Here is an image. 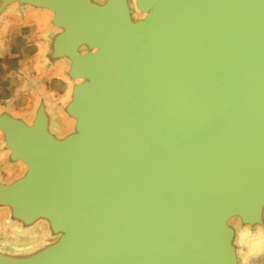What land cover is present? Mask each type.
<instances>
[{"label":"water","instance_id":"obj_1","mask_svg":"<svg viewBox=\"0 0 264 264\" xmlns=\"http://www.w3.org/2000/svg\"><path fill=\"white\" fill-rule=\"evenodd\" d=\"M28 10L70 88L0 114V264H264V0Z\"/></svg>","mask_w":264,"mask_h":264},{"label":"flooded vegetation","instance_id":"obj_2","mask_svg":"<svg viewBox=\"0 0 264 264\" xmlns=\"http://www.w3.org/2000/svg\"><path fill=\"white\" fill-rule=\"evenodd\" d=\"M29 11L18 12L19 15L16 14L7 19V22L10 21L13 25L10 30L13 32L6 59L0 57V114L3 115L10 113L19 116L21 114L26 115L31 109L33 100H37L38 95L46 99V94L47 97L48 94H54L51 89L53 83H60L66 87L65 81L54 74L55 70H52L54 66H51L46 55L48 49V43H46L48 35L46 33L49 30L47 29L49 22L47 20L39 28L38 26L41 25L35 20L30 21L33 19L30 17L33 13ZM26 20L28 21L26 22ZM40 45L43 48H41V52L39 51ZM51 78L53 81L50 83Z\"/></svg>","mask_w":264,"mask_h":264},{"label":"bare ground","instance_id":"obj_3","mask_svg":"<svg viewBox=\"0 0 264 264\" xmlns=\"http://www.w3.org/2000/svg\"><path fill=\"white\" fill-rule=\"evenodd\" d=\"M38 10H30L29 12H32L33 14H35V15H33V14H31L30 15V17L31 18H33V19H30V21H33V20H35L39 25H41V26H38L39 28L40 27H42L43 25H44V23H46L47 22V20L49 19V17H48V14L45 12H37ZM28 12V14H30ZM19 15V14H18ZM25 16H26V14H25ZM12 18H14V17H12ZM21 18V17H20ZM28 19V18H27ZM28 20H26V22H27ZM19 22V21H18ZM24 23V22H23ZM42 23H43V25H42ZM5 26H6V23H5ZM5 26H4V28H5ZM42 32V31H41ZM39 32V34H41L42 35V33L44 32ZM46 36V35H45ZM43 43V42H42ZM41 43V44H42ZM47 43V42H46ZM45 44V43H44ZM46 45V44H45ZM47 47V46H46ZM41 48H42V46L40 45V48H39V51L41 52ZM43 49V48H42ZM43 52V51H42ZM41 58H42V56H41ZM43 59H44V57H43ZM44 63V62H43ZM65 63V59H63L62 60V62L60 63V65H57V66H55L54 68H52V70L54 69L56 72H54V74L55 75H57V76H60L58 73H61V71H63V67H62V65H65L64 64ZM45 64H46V62H45ZM44 68V67H43ZM51 68V67H50ZM53 70V71H54ZM64 70H65V68H64ZM40 71V70H39ZM58 72V73H57ZM49 74V73H48ZM62 78H63V76H62ZM69 88H70V82H69V86H68V88L66 89V91H65V93L63 94L62 93V96L60 97L61 99H62V101L64 102V100H66L67 99V97H68V93H69ZM38 90V89H37ZM43 94V93H42ZM46 94V93H45ZM38 95V94H37ZM36 95V96H37ZM39 96V95H38ZM41 97V96H40ZM46 97H47V94H46ZM32 107V106H31ZM27 111V110H26ZM255 250H254V252H256V254H259V255H261V256H264V240L263 241H259V242H257L255 245ZM254 252H252V254L254 253ZM251 254V255H252ZM244 256V255H243ZM248 258V257H247ZM246 257H245V259H247Z\"/></svg>","mask_w":264,"mask_h":264},{"label":"rangeland","instance_id":"obj_4","mask_svg":"<svg viewBox=\"0 0 264 264\" xmlns=\"http://www.w3.org/2000/svg\"><path fill=\"white\" fill-rule=\"evenodd\" d=\"M12 32H10L9 36L5 39V42H4L5 52L3 53V56H1L4 59H6L8 53H9V50H10ZM51 77H55V76H51ZM50 80H49V82L51 83L53 81V79L51 78ZM53 87L51 86L52 92L54 93L53 95L58 100V98H60L62 96V93L64 94L66 87L60 83H53Z\"/></svg>","mask_w":264,"mask_h":264},{"label":"crops","instance_id":"obj_5","mask_svg":"<svg viewBox=\"0 0 264 264\" xmlns=\"http://www.w3.org/2000/svg\"><path fill=\"white\" fill-rule=\"evenodd\" d=\"M7 30H8V32H7V37L9 36V34H10V30L13 28V25L10 23V21L9 22H7ZM5 45V44H4ZM5 52V46H4V48H1L0 49V57L1 56H3V53Z\"/></svg>","mask_w":264,"mask_h":264}]
</instances>
